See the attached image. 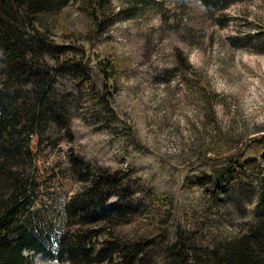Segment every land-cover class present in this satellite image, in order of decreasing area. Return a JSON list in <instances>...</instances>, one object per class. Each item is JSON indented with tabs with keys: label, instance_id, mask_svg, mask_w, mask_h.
<instances>
[{
	"label": "rangeland",
	"instance_id": "1",
	"mask_svg": "<svg viewBox=\"0 0 264 264\" xmlns=\"http://www.w3.org/2000/svg\"><path fill=\"white\" fill-rule=\"evenodd\" d=\"M81 1L56 17L49 36L75 49L65 57L81 60L104 82L98 85L105 84L116 120L105 122L98 106L84 103L68 129L33 145L39 183L33 209L68 203L89 185L82 179L88 168L123 175L145 207L116 235L172 243L179 232L198 231L208 210L219 213L220 236L241 235L254 219L264 158L241 159L238 180L227 175L220 182L217 175L229 166L206 150L217 128L233 149L264 135V0L223 10L200 0H112L113 17L101 28L91 27L101 20L92 21ZM232 185L244 190L230 193ZM159 214L166 218L160 227ZM151 252L146 264H167ZM25 255L34 264H62Z\"/></svg>",
	"mask_w": 264,
	"mask_h": 264
},
{
	"label": "trees",
	"instance_id": "2",
	"mask_svg": "<svg viewBox=\"0 0 264 264\" xmlns=\"http://www.w3.org/2000/svg\"><path fill=\"white\" fill-rule=\"evenodd\" d=\"M72 1L76 0H0V264H34L33 256L25 252L62 264H146L154 249L167 264H264V174L254 219L236 237L217 233L214 219L219 207L213 216L212 211H205L198 231L179 232L172 243L116 235V227L131 222L145 207L131 194L123 175L90 174L88 168L82 171V179L89 185L68 203L33 209L39 188L33 145L41 146L52 130L68 129L84 103L98 106L105 122L116 120L102 92L105 84L98 85L104 82L81 60L65 57L74 55L75 49L50 39L56 17ZM200 1L209 10H223L243 0ZM81 4L92 21L101 20L92 28H101L113 17L112 0H83ZM214 136L206 154L229 166L217 175L219 181L227 175L237 181L241 170L236 163L241 159L264 158V135L236 149L226 146L219 128ZM237 189L244 190L232 185L227 191ZM210 194L219 195L216 190ZM113 198L117 200L110 205ZM158 217L160 227L166 218Z\"/></svg>",
	"mask_w": 264,
	"mask_h": 264
}]
</instances>
